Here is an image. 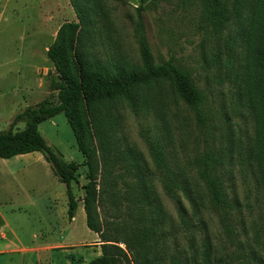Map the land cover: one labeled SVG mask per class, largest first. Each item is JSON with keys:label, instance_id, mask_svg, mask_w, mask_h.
<instances>
[{"label": "rangeland", "instance_id": "obj_1", "mask_svg": "<svg viewBox=\"0 0 264 264\" xmlns=\"http://www.w3.org/2000/svg\"><path fill=\"white\" fill-rule=\"evenodd\" d=\"M223 1L230 9L233 0ZM42 2L10 0L0 10V131L8 129L15 116L27 107L55 97L48 85L51 78H56V70L46 53L63 25L78 22L76 9L83 17L80 54L111 75L143 71L140 41L144 40L154 66L172 59L189 75L193 85L204 94L209 121L205 128L197 126L194 114L179 100L169 80L131 91V104L124 97H117L81 106L82 124L95 155L91 171L96 173V192L100 197L96 204L98 220L125 227L118 234L109 225L102 228L103 240L128 239L133 200L142 184L152 200L148 216L154 229L150 237V264H202V242L210 245L209 264H237L240 248L245 254L251 249L263 254L262 189L253 173L255 168L247 164V169L238 161V146L249 152L250 140L255 138L254 113L241 77L245 53H240L230 76L224 63L226 33L216 34L205 19L209 0H73L74 7L70 0H47L45 39L34 47L36 59H27L22 51L31 34L27 17L39 14ZM237 41L241 43L238 36ZM24 127V121L12 125L13 130ZM38 129L49 146L79 165L73 193L82 205V186L89 182L91 171L77 149L66 117L59 114L42 122ZM151 145L163 153L165 169L156 165ZM208 151L218 155L223 151L227 159L224 185L237 206L232 220L225 223L227 231L219 217L208 210H202L199 216L202 224L197 226V220H192L196 224L194 229L186 230L175 204L162 189L161 175L168 176L166 169L176 171L179 180L193 186L194 160ZM47 164L41 153L0 158V235L7 240L17 237L25 242L26 233L42 232L48 224L32 208L17 209V200L23 197L17 185L30 190L40 201L43 197L57 200L53 213L60 217L66 192L60 181L53 180L55 176ZM12 179V189L6 190ZM9 196L15 199L8 202ZM183 204L190 214L188 203ZM84 223V218L83 223L78 218L71 230L79 243L93 236ZM51 236L46 235L45 239L60 237L58 233ZM122 241L107 243L119 247L128 258H120L116 264H136L134 250L128 252ZM84 251L56 252L51 263L80 264L81 259L95 258L93 251Z\"/></svg>", "mask_w": 264, "mask_h": 264}, {"label": "trees", "instance_id": "obj_2", "mask_svg": "<svg viewBox=\"0 0 264 264\" xmlns=\"http://www.w3.org/2000/svg\"><path fill=\"white\" fill-rule=\"evenodd\" d=\"M70 2L74 7L73 0ZM76 15L78 22L63 25L46 53L56 70V78H51L48 85L49 91L54 92L55 97L27 107L15 116L8 129L0 131L1 159H11L31 153L43 155L56 179L65 186L69 219L74 217L79 204L73 193V185L78 183L79 165L66 160L46 143L38 129L42 122L64 114L73 132L77 149L91 171L95 155L91 139L89 136L87 138L82 124L80 116L82 105L90 106L95 101L113 100L117 97H124L131 104V91L151 83L169 80L179 100L194 114L197 126L205 128L206 122L209 121L205 112L204 94L193 85L189 75L175 65L172 59L154 66L144 40L140 41L143 63L141 73L111 75L100 64L85 59L80 54L79 48L83 17L77 9ZM205 19L207 25L216 34L226 33V37L223 38L226 53L224 63L230 76L234 74L233 67L239 62L240 53H245V68L241 77H243L245 96L250 104L249 108L254 113L255 138L250 140L249 152L245 147L238 146L240 150L238 161L245 168L247 164L250 168H255L253 173L261 186L264 199V0H233L230 9L225 6L223 0H209ZM237 36L240 38V44ZM239 69L242 70L243 66ZM20 121L25 122V127L13 130L12 125ZM151 147L154 148L153 157L156 165L163 169L165 167L163 153L160 148H155L153 145ZM194 161L193 173L196 183L193 186L179 180L180 175L176 171L166 169L168 176L161 175L162 189L175 204L177 215L186 230L191 231L196 224L199 226L202 210L217 215L225 226V223L232 220L237 207L236 201L227 194L224 185L223 171L227 164L226 156L223 151L221 155L208 151L197 156ZM88 179L86 186H82L84 197L81 201L86 227L101 239L104 234L101 229L110 226L111 222L107 223L106 220L99 222L96 204H99L100 197L96 192V173L91 171ZM132 189L134 191L136 187ZM184 201L188 203L190 214L183 204ZM151 203L146 187L139 184L138 193L133 200V210L130 213L128 239L122 241L117 237L113 240L102 238L101 255L87 264H116L120 258L127 260L123 250L107 244L117 241H122L128 252L132 253L134 250L136 264H150L149 254L152 249L150 237L154 232L148 219ZM156 208L158 209V206ZM192 220H197V223L192 224ZM110 228L114 234L125 229L116 222ZM225 228L227 231L228 226L226 225ZM242 250L244 249H239L236 257L237 264H264V250L263 254H258L252 249L249 250V254H245ZM201 255L202 264H209L208 242H202Z\"/></svg>", "mask_w": 264, "mask_h": 264}, {"label": "crops", "instance_id": "obj_3", "mask_svg": "<svg viewBox=\"0 0 264 264\" xmlns=\"http://www.w3.org/2000/svg\"><path fill=\"white\" fill-rule=\"evenodd\" d=\"M9 2L10 0H0V10H3V8ZM47 6H48L47 0H43L42 4H40L39 7V14L29 15L27 17L31 34L25 40L26 43L22 47V51L24 52L27 59H36V57L32 53L34 47L36 44L44 41L45 39L44 37L47 29V13H46ZM16 157L22 158L25 157V155L16 156ZM39 159L41 160V158ZM53 180L55 181L56 178L54 177ZM12 182H14V179L8 181L5 187L6 190L12 189ZM17 186L19 187L21 192L20 196H23L21 199L17 200V205H16L18 206L17 209L18 210L23 208L34 209L38 217L43 218L48 223L46 226L47 229L39 233H34V232L26 233L25 242L17 237H15L14 239L7 240L6 236L1 234L0 264H41V263L52 264L51 262L56 252L61 251L65 253V251L67 250H75V249H84L85 253H88L89 251H93L96 254L95 258L100 256L101 249L99 244V237L96 233L90 231L86 227L88 233L93 236L90 238V240L81 241L79 243L77 241V238H75L73 236V233L71 232V230L75 227V223L78 220V218L82 219V223L84 218V222H85L84 225L86 226L85 213L80 203L78 205L74 217L72 219H69L67 216V209L65 207V205H67L68 202L67 200H65L63 202L64 208H62V211L60 212V217L57 218L53 213L54 212L53 210H55L54 203L57 200H55L54 198L51 199V198L43 197V200L40 201V199H36L34 195L30 194V190L24 189L22 186L20 187L19 185ZM17 195L18 194H15V196ZM15 196L14 197L9 196L8 202L14 200ZM44 198L47 199V202H45ZM55 233H58L60 237L52 238L51 240L45 239L46 235L48 236L52 235L51 237H53V234ZM1 241H5V242H1ZM87 246H91V247H87ZM98 251H100V254L98 253ZM88 262L89 261H84L81 259L80 264H87ZM68 264L70 263L68 262Z\"/></svg>", "mask_w": 264, "mask_h": 264}]
</instances>
